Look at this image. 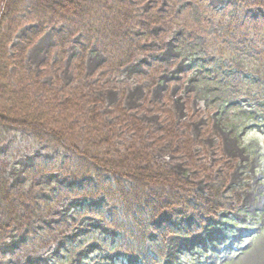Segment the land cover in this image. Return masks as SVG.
<instances>
[{
    "label": "rangeland",
    "instance_id": "374dc122",
    "mask_svg": "<svg viewBox=\"0 0 264 264\" xmlns=\"http://www.w3.org/2000/svg\"><path fill=\"white\" fill-rule=\"evenodd\" d=\"M4 1L0 109L17 92L46 123H0V207L21 216L0 211V264H264V0L81 20L20 0L2 22ZM110 12L114 33L95 26Z\"/></svg>",
    "mask_w": 264,
    "mask_h": 264
},
{
    "label": "trees",
    "instance_id": "16d2710c",
    "mask_svg": "<svg viewBox=\"0 0 264 264\" xmlns=\"http://www.w3.org/2000/svg\"><path fill=\"white\" fill-rule=\"evenodd\" d=\"M20 0H5L3 5H4V12L2 17V22H5V19L10 18L13 13L17 12V8L19 5ZM104 0H34V10L45 13L46 15H54V16H61L60 18H67V17H74L77 18L78 20L87 18L92 14L93 16H99V10L101 9V6L106 8V11H108L107 8L112 9L113 7L109 6V1L106 0L107 2L105 3ZM262 5L264 6V2H262ZM119 5H117L116 8H118ZM115 8V7H114ZM124 10V9H123ZM113 16L106 17L105 14L102 15V19H98L95 21V26L97 28H100L102 31L108 32L110 29V32L114 33L116 32V29L121 30L122 29V18L120 15H117L118 13L116 12H110ZM116 13V14H115ZM2 26H0V33L3 34L2 32ZM109 33V32H108ZM39 31L38 29L32 31L23 41V44L21 45L20 49L22 52H24L32 43L33 39L36 36H39ZM110 38L111 35H109ZM229 62L232 63L233 65L237 66L238 68L241 69H246V67H254V62L252 63H247V61H244L242 57H236L234 56L233 58H229ZM261 64V62H259ZM260 73H264V68H261L259 70ZM259 73V74H260ZM4 92L6 90L4 89ZM13 95H15L12 99L9 98V103L10 106L5 107L4 110L0 109V123L3 124H10L12 126H21L22 128H27L31 130H36V129H42L46 123L45 119V112L43 113L42 110L38 111L37 109L32 110L31 105L28 102V100L24 97V95H18L17 92H15ZM12 97V96H11ZM136 155L131 154L128 155V157H125V160H129L130 157L135 158ZM137 163V161H136ZM143 168L138 166L131 168V171H133L134 175H131L134 177L135 183L137 184L136 187H142V181L143 176H137L136 177V172L142 170ZM148 171V170H145ZM163 177H159V181H162ZM144 185V184H143ZM159 186H164V183L159 182ZM0 187H5L3 182H0ZM123 192V191H122ZM208 192L209 195H212L213 197L217 196L218 193L216 191L214 192V188L208 187ZM6 194V193H5ZM128 195L126 198L129 199L131 195V191L127 193ZM125 196V195H124ZM123 196V197H124ZM136 196V195H135ZM134 196V197H135ZM7 197V195H6ZM133 197V198H134ZM163 199V198H162ZM209 199V198H208ZM131 200V199H130ZM4 204L1 202V206H3L0 211L5 212V219L6 218H11L13 217L14 220H17L21 216L19 215V210L16 206L7 205L9 202L6 199ZM212 200L209 199L210 203ZM152 209H155L154 205H151ZM222 207V204L219 205L218 203L213 205V208L215 210H218ZM213 209V212H214ZM142 214V212H141ZM1 224V223H0Z\"/></svg>",
    "mask_w": 264,
    "mask_h": 264
}]
</instances>
